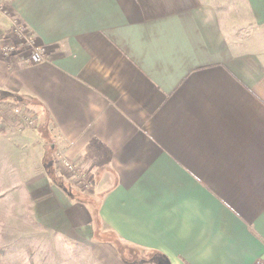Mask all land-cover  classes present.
I'll return each mask as SVG.
<instances>
[{"label": "crops", "instance_id": "1", "mask_svg": "<svg viewBox=\"0 0 264 264\" xmlns=\"http://www.w3.org/2000/svg\"><path fill=\"white\" fill-rule=\"evenodd\" d=\"M4 1L45 58L0 59L1 101L28 103L37 137L94 177L83 200L50 179L68 171L53 149L21 166L0 151V171H46L14 188L25 223L108 232L143 263L264 259V0ZM11 239L0 231V264H42ZM89 244L123 264L112 242Z\"/></svg>", "mask_w": 264, "mask_h": 264}, {"label": "rangeland", "instance_id": "2", "mask_svg": "<svg viewBox=\"0 0 264 264\" xmlns=\"http://www.w3.org/2000/svg\"><path fill=\"white\" fill-rule=\"evenodd\" d=\"M229 6L231 5L226 2V7ZM8 7H10L8 2L0 0L1 11ZM1 11L0 17L2 19L5 18L7 23L4 32L0 35V40L3 41H0V45L2 43L13 44L18 38H15L16 36L10 28L8 16ZM12 58H14V56H11V59ZM14 104H18L23 110L26 108L28 113H30V115L32 113V117H35V113L27 105L28 103L17 100L3 102L0 99V151L2 152L1 160L3 164L16 161L15 163L21 166L30 156L36 159L38 155L37 150H35L36 148H38L41 155H38V157L40 156L41 159H46V157L49 156L48 154H51L50 151L53 148L50 149V146L45 140L43 142L37 137V130L40 129L38 124H36L37 120L32 124H26L27 122L23 119L17 121L10 112ZM53 159V161L56 162L54 155ZM56 164L57 166L59 165L57 169H59V167L65 169L59 162H56ZM44 172L46 171H0V190L6 193L4 194L6 198L1 201L0 207V231L6 234L7 238L12 236L11 240L6 241V247H14L23 244L25 248H27L28 254H30L32 258H40L42 264H103L92 251L90 252L91 247L89 243L106 238L116 242V244H114L116 250L122 254L120 258H117L119 263L121 261L123 264H153L152 262H141L142 256H140V258L138 256L142 252L122 243L115 238L114 235L108 234V232L106 235L102 232L101 237L99 234L96 235L95 238L99 239L79 242L64 235L56 236L53 231L46 233L42 230L40 232V230H36V228L32 227L29 222L25 223L26 215L24 214H26V212L23 207L25 204L22 202L23 198L19 191H14V188H19L20 186L27 185L31 181H35L39 177V174ZM84 174V178L88 181L89 185L85 184L84 180L78 179L72 174V171H51L50 179L52 182L58 180L57 178H59L60 181L63 180L65 183L69 184L70 187L77 190L78 194L82 196L81 199L84 200L86 198L90 199L93 195L92 189L94 185V177L87 171ZM89 195L91 196L89 197ZM92 202L96 203L97 201L93 200ZM87 228H90L89 225H87ZM99 228L101 229V227ZM151 258L156 259L155 256H151Z\"/></svg>", "mask_w": 264, "mask_h": 264}, {"label": "built area", "instance_id": "3", "mask_svg": "<svg viewBox=\"0 0 264 264\" xmlns=\"http://www.w3.org/2000/svg\"><path fill=\"white\" fill-rule=\"evenodd\" d=\"M1 11V10H0ZM10 8H4L2 13H4L9 18L10 28L12 32L15 34V38L18 40L14 41L13 44H5L2 43L0 45V58L1 59H11L19 60L23 62H41L44 60V47L39 44L34 36V33H29L26 29L24 23L19 21V19L11 14ZM15 40V39H14ZM3 42L2 40H0ZM10 112L14 115V117L19 121V119H23L26 121V124H32L36 122V117H32L33 114L28 113L27 109L24 110L18 104H14L10 110ZM52 145L55 147L53 148V154L55 157L56 162H59L65 169L68 171H72L78 179L84 180V183L89 185L88 181L84 178L86 171L81 169L78 165H76L73 161L68 159L63 151L59 149V143L57 140L52 142ZM258 264H264V259L258 260Z\"/></svg>", "mask_w": 264, "mask_h": 264}, {"label": "trees", "instance_id": "4", "mask_svg": "<svg viewBox=\"0 0 264 264\" xmlns=\"http://www.w3.org/2000/svg\"><path fill=\"white\" fill-rule=\"evenodd\" d=\"M114 237L117 238L119 241H121L120 238H118L116 236H114ZM102 239H106V238H102ZM106 240H108L109 242H112L113 244H116V242L113 241L112 239H106Z\"/></svg>", "mask_w": 264, "mask_h": 264}]
</instances>
